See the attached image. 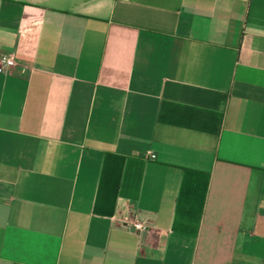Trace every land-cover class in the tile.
Here are the masks:
<instances>
[{"label":"crops","instance_id":"1","mask_svg":"<svg viewBox=\"0 0 264 264\" xmlns=\"http://www.w3.org/2000/svg\"><path fill=\"white\" fill-rule=\"evenodd\" d=\"M1 56L0 264H264V0H0Z\"/></svg>","mask_w":264,"mask_h":264},{"label":"built area","instance_id":"2","mask_svg":"<svg viewBox=\"0 0 264 264\" xmlns=\"http://www.w3.org/2000/svg\"><path fill=\"white\" fill-rule=\"evenodd\" d=\"M0 66L1 69L8 74L17 66V62L13 56H1ZM125 222L136 233H144L151 229L148 222H144L139 219H134L130 222L125 220Z\"/></svg>","mask_w":264,"mask_h":264}]
</instances>
